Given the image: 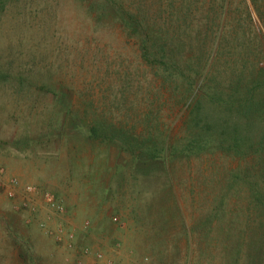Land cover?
I'll return each mask as SVG.
<instances>
[{"label":"rangeland","instance_id":"374dc122","mask_svg":"<svg viewBox=\"0 0 264 264\" xmlns=\"http://www.w3.org/2000/svg\"><path fill=\"white\" fill-rule=\"evenodd\" d=\"M230 9L231 21L242 11L264 40V0H231ZM91 28L76 0H17L0 14V170L41 190L32 199L39 212L32 213L18 207L21 195L12 200L0 188V264H226L231 258L222 250L224 239L228 232L238 236L241 228L229 217L218 224V214L206 222L210 216L201 206L200 182L194 184L189 171L178 178L186 186L179 191L181 212L175 201L171 213L162 198L157 212L152 193L157 187L164 194L165 179L118 166L107 144L89 139L85 124L94 114L87 107H100L106 76L117 68H107L104 47L120 44L112 23H96L94 36ZM10 70L28 71L29 78L10 80ZM53 84L64 86L60 96L42 92ZM70 107L80 111L78 120ZM48 191L63 209L47 205L43 194ZM193 196L200 204L187 206ZM185 220L198 227L195 243L203 250L196 259L187 255ZM237 220L245 227L248 215L239 213ZM155 238L159 248H148Z\"/></svg>","mask_w":264,"mask_h":264},{"label":"trees","instance_id":"16d2710c","mask_svg":"<svg viewBox=\"0 0 264 264\" xmlns=\"http://www.w3.org/2000/svg\"><path fill=\"white\" fill-rule=\"evenodd\" d=\"M14 1L0 0V14ZM76 1L91 19L93 36L96 23L110 22L120 43L104 47L107 68H117L106 76L100 107H87L94 114L85 124L89 139L107 144L118 166L165 179L164 194L157 187L152 193L157 212L161 198L173 214L171 204L177 201L181 212L179 191L186 186L178 178L189 171L191 181L200 182L201 206L210 216L206 222L218 214V224L229 217L241 228L238 236L228 232L224 239L222 250L232 259L226 264L263 262L264 40L254 24L242 11L231 21V0ZM9 74L10 80L29 78L28 71ZM44 87V94L57 96L64 88ZM68 112L78 120L79 110ZM81 126L76 121L75 127ZM153 164L162 169L145 170ZM241 211L248 215L245 227L237 220ZM246 227L254 235L246 234ZM197 230L183 222L189 259L203 250ZM157 239L147 247L159 248Z\"/></svg>","mask_w":264,"mask_h":264},{"label":"built area","instance_id":"2783aa9c","mask_svg":"<svg viewBox=\"0 0 264 264\" xmlns=\"http://www.w3.org/2000/svg\"><path fill=\"white\" fill-rule=\"evenodd\" d=\"M0 188L6 192V195L12 199L16 200L18 195L22 198L19 201L18 207L23 210H28L32 213H38L39 208L37 205L33 204V197L40 194V189L33 184L23 183L19 179L11 177H5V171L0 170ZM44 200L51 209H63L64 207L60 204L58 197L55 193L50 191L43 194Z\"/></svg>","mask_w":264,"mask_h":264},{"label":"crops","instance_id":"0c3cea01","mask_svg":"<svg viewBox=\"0 0 264 264\" xmlns=\"http://www.w3.org/2000/svg\"><path fill=\"white\" fill-rule=\"evenodd\" d=\"M27 180H28V179H27ZM32 180H35V181L37 182V178H35V179H32ZM37 202H38V201H37ZM39 204H42V202H41V201H39ZM40 206H41L42 208H44V209L46 208V207H44V206H43V204H42V205H40ZM25 212H26V211H25ZM41 213H42V209H41V211H40V213H39V214H41ZM39 214H38V215H39Z\"/></svg>","mask_w":264,"mask_h":264}]
</instances>
